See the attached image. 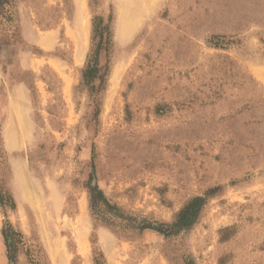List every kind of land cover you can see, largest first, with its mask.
I'll return each mask as SVG.
<instances>
[{"label": "rangeland", "instance_id": "1", "mask_svg": "<svg viewBox=\"0 0 264 264\" xmlns=\"http://www.w3.org/2000/svg\"><path fill=\"white\" fill-rule=\"evenodd\" d=\"M3 1L0 264L5 219L16 264H264V0ZM218 185L192 228H138Z\"/></svg>", "mask_w": 264, "mask_h": 264}, {"label": "trees", "instance_id": "2", "mask_svg": "<svg viewBox=\"0 0 264 264\" xmlns=\"http://www.w3.org/2000/svg\"><path fill=\"white\" fill-rule=\"evenodd\" d=\"M4 3L3 0H0V5H3ZM112 19V16H110L108 20H106L104 16H95L93 19L92 47L82 73L83 80L86 84L92 85L96 79L103 78V74H101L100 55L102 50L107 49L112 42ZM91 89L94 90V85ZM221 190L222 186L218 185L208 189L204 194L191 197L176 213L174 220L171 223L142 224L138 228L142 231L145 229H151L167 237L188 230L199 220L209 198L216 195ZM95 195L98 201L106 206L109 211H113L117 216H124L122 209L118 205L112 204L101 189L96 188ZM6 207H10L14 210L16 208V203L12 194L0 187V208L5 216H7ZM1 232L7 248L9 264H16L13 247L15 246V249H17V246L24 242V234L20 230L15 229L9 219H5ZM96 262L98 263L97 260ZM188 264L196 263L191 259L188 261Z\"/></svg>", "mask_w": 264, "mask_h": 264}]
</instances>
